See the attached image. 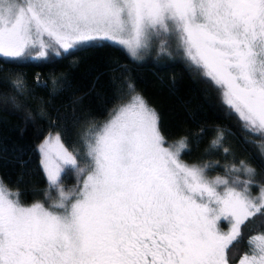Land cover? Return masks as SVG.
I'll return each mask as SVG.
<instances>
[{"label":"snow or ice","instance_id":"obj_1","mask_svg":"<svg viewBox=\"0 0 264 264\" xmlns=\"http://www.w3.org/2000/svg\"><path fill=\"white\" fill-rule=\"evenodd\" d=\"M162 36L217 88L244 130L264 138V0H0V54L16 61L101 41L136 58ZM11 84L24 94L22 79ZM5 100L15 105L17 96ZM114 113L86 131L83 167L59 133L40 145L48 207L22 204L0 182V264H229L241 225L264 214V186L250 193L255 169L241 160L210 179L211 165L184 163L187 140L168 144L140 95ZM222 141L220 133L211 147ZM65 168L82 177L68 189ZM247 243L239 264H264V233Z\"/></svg>","mask_w":264,"mask_h":264},{"label":"trees","instance_id":"obj_2","mask_svg":"<svg viewBox=\"0 0 264 264\" xmlns=\"http://www.w3.org/2000/svg\"><path fill=\"white\" fill-rule=\"evenodd\" d=\"M165 47L163 52L152 47L153 52L141 58H133L124 46L111 41L44 61H16L0 54V181L19 194L22 204L39 201L49 206L38 141L51 131L58 132L84 166L86 131L99 129L115 109L132 95H140L158 114L167 143L187 140L181 158L211 165L209 175H226V165L243 160L256 171L253 187L264 185V156L258 147L264 138L244 130L217 88L176 50L172 39ZM17 77L26 85L22 96L11 84ZM11 96H17L15 105L5 100ZM220 133L221 146L212 148V140ZM61 180L70 188L75 183L73 169L65 168ZM256 233H264V214L241 225L229 257L236 260L248 251L247 241Z\"/></svg>","mask_w":264,"mask_h":264},{"label":"rangeland","instance_id":"obj_3","mask_svg":"<svg viewBox=\"0 0 264 264\" xmlns=\"http://www.w3.org/2000/svg\"><path fill=\"white\" fill-rule=\"evenodd\" d=\"M168 39H170V38H166V37H163V36L160 37V38H154L153 41H152V43H151L150 48H149L147 51H142V52H140L136 58L144 57V56L148 55L150 52H153L152 47L155 48V49H157V50H159V49H160V43H161V41H162V40H168ZM128 102H129V101H128ZM128 102H126V103H128ZM124 104H125V103H124ZM122 105H123V104H122ZM122 105H121V106H122ZM148 106H149V105H148ZM149 107H150V106H149ZM114 114H115V113H114ZM114 114H113V115H114ZM113 115H112V116H113ZM112 116H111L109 119H111ZM109 119H108V120H109ZM57 133H58V132H56V131H51V132L47 133L42 139H40V140L38 141V143H37V147H38L39 151H40V145H41L42 143H44V141H45V139H46L47 137H49V134H51L52 136H55ZM60 139H61V142L63 143V145H64V146H65L70 152H73V151H72V150H71V149L65 144V142L62 140L61 137H60ZM176 141H178V140L171 141V142L168 143V144L174 143V142H176ZM166 146H167V145H166ZM73 153H74V152H73ZM74 154H75V153H74ZM40 157H41V161H42V155H41V152H40ZM180 159H181L184 163L189 164V165H192V164L201 165V164H199V163H195V162L187 161V160H185V159H183V158H181V157H180ZM80 166H81V165H80ZM201 166H202V165H201ZM81 167H83V166H81ZM73 171L75 172V183L72 184L70 188L76 186L77 183H78L79 181L82 180V177H78V174L76 173V171H75V170H73ZM207 175H208L209 178L211 179V178H214V177H216V176H224L225 174H210V175L207 174ZM73 178H74V177H73ZM0 182H1V181H0ZM261 186H264V185H261ZM261 186H259V187L256 188V189L253 187V185L250 186V193H251V195H252L253 197L259 196V194H260V187H261ZM37 202H39V201H37ZM37 202H33V203H37ZM33 203H30V204H24V205L28 206V205H31V204H33ZM39 203H42V202H39ZM42 204H44V203H42ZM45 207H48V206L45 205ZM219 227H220V229H221L222 231H225V232H227V231L229 230V224H228L227 221H224V220H221V221L219 222ZM258 234H262V233H256V234H253L252 236H255V235H258ZM245 253H249V254H250V249H249L248 251L244 252V253L241 255V257H242ZM241 257H240V259H241ZM240 259H239L235 264H239Z\"/></svg>","mask_w":264,"mask_h":264},{"label":"flooded vegetation","instance_id":"obj_4","mask_svg":"<svg viewBox=\"0 0 264 264\" xmlns=\"http://www.w3.org/2000/svg\"><path fill=\"white\" fill-rule=\"evenodd\" d=\"M241 257V256H240ZM240 257H238L236 260H232L229 255H228V259H229V264H235L239 259Z\"/></svg>","mask_w":264,"mask_h":264}]
</instances>
